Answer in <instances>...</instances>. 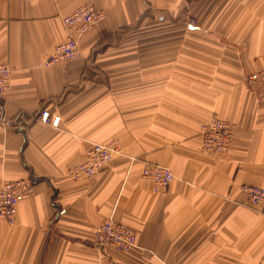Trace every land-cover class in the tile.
Here are the masks:
<instances>
[{
  "label": "crops",
  "instance_id": "0c3cea01",
  "mask_svg": "<svg viewBox=\"0 0 264 264\" xmlns=\"http://www.w3.org/2000/svg\"><path fill=\"white\" fill-rule=\"evenodd\" d=\"M87 4L102 20L75 59L46 67L63 17ZM1 64L0 187L27 178L22 128L24 163L58 209L34 185L0 222V264H264V216L241 192L264 183V92L244 83L264 68V0H0ZM42 105L57 127L35 120ZM213 114L235 127L221 160L200 151ZM110 141L120 149L98 175L69 176ZM151 164L174 175L159 193L141 178ZM108 218L133 249L93 245Z\"/></svg>",
  "mask_w": 264,
  "mask_h": 264
},
{
  "label": "built area",
  "instance_id": "2783aa9c",
  "mask_svg": "<svg viewBox=\"0 0 264 264\" xmlns=\"http://www.w3.org/2000/svg\"><path fill=\"white\" fill-rule=\"evenodd\" d=\"M100 12L91 5H84L63 19L64 27L76 36L87 33L92 26L101 20ZM78 55L77 42L69 39L55 47L50 61L56 59L64 62L75 59ZM10 70L0 65V101L8 92ZM249 83H257L264 88V71L250 75ZM42 121L48 119V114H42ZM56 125V123L52 124ZM232 127L219 120L213 119L203 135L202 149L220 158L224 157L230 144ZM116 142L110 141L103 145H94L85 153L84 161L71 166L69 176L74 179H92L105 169L111 162L112 156L119 151ZM142 178L151 184L152 192L159 193L166 190L173 180L171 171L160 165H148L142 170ZM250 205L264 210V184L262 186H243L241 188ZM34 194L33 188L27 180H13L0 187V221L10 223L19 202L30 198ZM264 213V212H263ZM93 242L99 246L112 247L125 252L135 247L136 239L133 231L126 226L108 218L100 223L93 231Z\"/></svg>",
  "mask_w": 264,
  "mask_h": 264
},
{
  "label": "rangeland",
  "instance_id": "374dc122",
  "mask_svg": "<svg viewBox=\"0 0 264 264\" xmlns=\"http://www.w3.org/2000/svg\"><path fill=\"white\" fill-rule=\"evenodd\" d=\"M87 5H89V4H87ZM84 5H81V6H78L77 8H75L71 13H69L68 15H70V14H72L75 10H77V9H79V8H81V7H83ZM92 6V5H91ZM93 7V6H92ZM94 8V7H93ZM94 9H96V8H94ZM96 11H98V12H100V15H101V17L103 18V13L101 12V11H99V10H97L96 9ZM67 15V16H68ZM67 16H64L63 17V19L65 18V17H67ZM102 18H101V20H102ZM63 19H62V24H63ZM100 20V21H101ZM99 21V22H100ZM98 22V23H99ZM190 24L191 25H193L194 24V22L193 21H190ZM64 26V25H63ZM92 28H93V26H92ZM84 35V34H83ZM80 36H82V35H80ZM76 37H79V36H76V34L75 33H70V31H69V36L66 38V40L65 41H63L62 43H64V42H66L67 40H69V39H75V41H76ZM77 42V41H76ZM62 43H60V44H62ZM59 45V44H58ZM57 45V46H58ZM55 49V48H54ZM53 53V52H52ZM52 55V54H51ZM50 55V56H51ZM50 56L48 57V59H47V61H46V63H45V66L46 67H49V66H51V65H55V64H58V63H64V61L63 60H59V59H56L54 62H51L50 61ZM77 57V56H76ZM68 62V61H67ZM7 66V65H6ZM8 67V66H7ZM9 68V67H8ZM10 70V69H9ZM264 71V68L263 69H261V70H259V71H256V72H253V73H249V74H247L246 75V77H245V80H244V83H245V85H246V87H248V89H250L251 91H258V92H264V88H262L259 84H257V83H253V84H251V83H249V81H248V79H249V77H250V75H252V74H258V73H261V72H263ZM9 77H10V75H9ZM8 87H9V80H8ZM2 100V99H1ZM0 103H1V101H0ZM43 113H47L48 114V119L47 120H45V122H43L42 121V114ZM213 119H216V120H219L220 122H223V123H226V124H228V125H230L231 127H232V134H231V138H230V143H231V141H232V137H233V133H234V130H235V127H234V125L232 124V123H230V122H227V121H225V120H222V119H220L216 114H213V115H211L210 117H209V119H208V121L204 124V125H202V127H201V129H200V134H199V139H200V151L202 152V153H205V154H208V155H211L212 157H214V158H216V159H218V160H221V159H224V157L227 155V153H228V150L226 151V153H224L225 154V156L224 157H222V158H220V157H218V156H216V155H213L212 153H206V151H204L203 149H202V142H203V135H204V133H205V131L208 129V127H209V125H210V122L213 120ZM35 120H37V121H39V122H41L42 124H45V125H50V126H52V127H57L58 126V123H59V115L57 114V113H51L49 110H48V108L45 106V105H42L41 107H40V110L38 111V115H37V117H36V119ZM54 123H56V125H52V124H54ZM16 129H19V128H16ZM20 129H22V128H20ZM24 130V129H23ZM25 131V130H24ZM106 144V143H105ZM94 145H103V144H94ZM94 145H92V146H94ZM116 145H117V147H119V145H118V143H116ZM91 146V147H92ZM229 146H230V144H229ZM90 147V148H91ZM89 148V149H90ZM88 149V150H89ZM228 149H229V147H228ZM87 150V151H88ZM86 153V152H85ZM22 154H23V152H22ZM84 157H85V155H84ZM113 157V156H112ZM112 160V159H111ZM24 161V160H23ZM21 162V161H20ZM154 165H158V164H154ZM160 166H162V165H160ZM165 167V166H164ZM167 168V167H166ZM169 169V168H168ZM170 170V169H169ZM171 171V170H170ZM100 173V172H99ZM98 173V174H99ZM171 173H172V171H171ZM69 174V173H68ZM173 174V173H172ZM34 175V174H33ZM36 177V176H35ZM141 178H142V172H141ZM23 179H25V180H27L28 181V179L27 178H23ZM143 179V178H142ZM18 180H21V179H18ZM74 180V179H73ZM77 180H80V179H77ZM144 180V179H143ZM173 180H174V175H173ZM172 180V181H173ZM9 181H7V182H5V183H8ZM4 183V184H5ZM28 183L30 184V182L28 181ZM172 183V182H171ZM170 183V184H171ZM264 184V183H263ZM263 184H261V185H259V186H262ZM30 186L33 188V185H31L30 184ZM169 187V186H168ZM243 187V186H242ZM241 187V188H242ZM165 189H167V187L165 188ZM34 191V190H33ZM241 192H242V194L244 195V193H243V191L241 190ZM34 195V194H33ZM32 195V196H33ZM31 196V197H32ZM244 197H245V195H244ZM29 199V198H28ZM55 199V198H54ZM245 199H246V197H245ZM246 201H247V199H246ZM53 202H54V200H53ZM248 202V201H247ZM249 203V202H248ZM56 204V203H55ZM250 204V203H249ZM252 206V205H251ZM252 207H254V206H252ZM58 209V208H57ZM254 209H256V211H258L261 215H263L264 216V210H263V212L261 211V209L260 208H258V207H254ZM111 219V218H110ZM0 222H4V221H0ZM13 222H14V218H13V220L10 222V223H8V222H4V223H6L7 225H9V226H11V225H13ZM136 239V238H135ZM92 243H93V245H95L96 247H106V246H99V245H96L94 242H93V239H92ZM135 246H136V244H135ZM133 249V248H132Z\"/></svg>",
  "mask_w": 264,
  "mask_h": 264
},
{
  "label": "water",
  "instance_id": "95a60500",
  "mask_svg": "<svg viewBox=\"0 0 264 264\" xmlns=\"http://www.w3.org/2000/svg\"><path fill=\"white\" fill-rule=\"evenodd\" d=\"M15 131L17 132V133H20L21 135H22V137H23V143H22V145H21V147H20V149H19V155H20V161H21V165H22V167H23V169L27 172V179H28V181L30 182V184L31 185H37V184H39V183H42V182H44V183H46L48 186H50L51 187V185H50V181L47 179V178H44V177H35L34 175H33V173H32V170L31 169H29L26 165H25V163H24V161H23V158H22V152H23V150H24V148H25V146H26V137H25V131L23 130V129H15ZM51 190H52V195H51V197H50V202H51V204H52V206H54L55 208H58V205L57 204H55L54 202H53V200H54V198H55V196H56V191L51 187Z\"/></svg>",
  "mask_w": 264,
  "mask_h": 264
}]
</instances>
